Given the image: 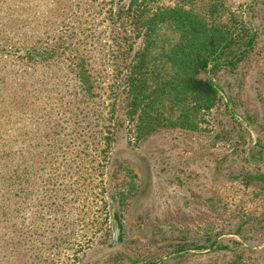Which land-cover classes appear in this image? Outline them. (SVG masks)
Here are the masks:
<instances>
[{
  "label": "rangeland",
  "instance_id": "1",
  "mask_svg": "<svg viewBox=\"0 0 264 264\" xmlns=\"http://www.w3.org/2000/svg\"><path fill=\"white\" fill-rule=\"evenodd\" d=\"M131 1L0 0V264H264V0H188L233 13L253 50L211 75L199 131L140 140L133 17L179 0Z\"/></svg>",
  "mask_w": 264,
  "mask_h": 264
},
{
  "label": "trees",
  "instance_id": "2",
  "mask_svg": "<svg viewBox=\"0 0 264 264\" xmlns=\"http://www.w3.org/2000/svg\"><path fill=\"white\" fill-rule=\"evenodd\" d=\"M147 5L143 16L133 17L136 29L143 30L144 43L124 67L126 115L139 140L161 128L199 131L205 114L221 101L211 75L223 65L235 67L243 61L253 50L255 37L233 13L224 18L214 5L198 10L188 0ZM131 8L138 11V0ZM37 56L41 62L60 57L55 50ZM78 76L86 86L93 77L89 69ZM9 148L0 142L1 150Z\"/></svg>",
  "mask_w": 264,
  "mask_h": 264
}]
</instances>
